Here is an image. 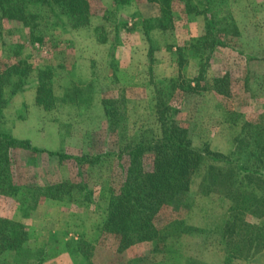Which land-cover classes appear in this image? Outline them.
<instances>
[{"label": "rangeland", "instance_id": "rangeland-1", "mask_svg": "<svg viewBox=\"0 0 264 264\" xmlns=\"http://www.w3.org/2000/svg\"><path fill=\"white\" fill-rule=\"evenodd\" d=\"M90 2L92 15L88 25L70 31L55 28L56 48L51 44H31L22 23L0 18V57L9 54L13 46L12 50L17 49L31 67L29 86L13 96L4 109L6 127L15 138L45 150L15 148L14 161L2 162L0 217L27 224L33 253L56 248L58 254L52 264H72L65 248L69 238L84 241L85 264H132L133 258L141 256L146 264H264V243L251 258L226 260L228 251L221 227L230 201L218 189L202 192L203 180L199 176L186 191L168 199L156 218L160 227L180 217L192 227L191 231L140 243L123 252L115 250L110 236L98 235L95 203L107 202L104 184L113 173L97 154L104 147H116L139 128L156 130L159 120L153 81L177 76L179 72L192 78L197 75V66L188 58L179 71L166 47L169 40L159 37L154 29L153 37L159 42L151 46L140 27L132 28L142 16L158 15L156 4L145 0L119 5L112 0ZM228 2L237 35L213 52L207 72L210 78L223 79L219 89H202L197 95L181 94L172 101L179 106L177 126L186 130L194 145L206 143L212 150L225 154L236 146L253 145L264 133V0ZM175 21L172 42L181 43L185 37L203 33L201 15H180ZM48 62L65 66L55 71V92H60L71 78L79 84L94 82L89 105L75 107L57 102L55 107L44 109L35 103L37 69ZM113 67L118 72L116 78ZM107 106L116 107L120 116L114 134L106 129ZM111 167L115 172V163ZM62 179L73 183L72 201L41 203L28 218L23 217L21 203L8 193L12 180L50 184ZM81 180L87 183V190ZM90 196L81 204V197ZM247 220L264 225V216H249Z\"/></svg>", "mask_w": 264, "mask_h": 264}, {"label": "trees", "instance_id": "trees-1", "mask_svg": "<svg viewBox=\"0 0 264 264\" xmlns=\"http://www.w3.org/2000/svg\"><path fill=\"white\" fill-rule=\"evenodd\" d=\"M128 1L112 0L116 5ZM145 1L157 5L158 15L142 16L132 28L140 27L151 46L159 42L152 33L154 29L158 31L159 37L169 40L165 42L166 47L172 60L176 61L178 70L182 71L192 58L197 66V75L188 78L179 75V72L177 76L154 80L153 99L159 120L158 128H139L116 147H104L97 154L100 162L105 163L113 173L104 184L109 196L107 202L95 203L99 215L98 235L110 236L114 240L115 250L123 252L140 243L154 242L162 237H178L191 231L192 227L180 217L172 218L160 227L156 224V218L168 199L186 191L194 178L199 176L203 180L202 192L218 189L230 201L221 227V236L225 239L228 251L226 260L251 258L257 247L264 243V225L247 220L249 216H264V133L253 145L236 146L228 154L214 151L206 143L196 146L186 130L177 126L179 106L172 104L181 94L197 95L202 89H219L223 79L210 78L207 72L213 52L225 46L228 38L237 35L227 8L229 2ZM91 15L90 0H0V18L22 23L28 30L31 44H51L53 48L58 45L55 28L70 31L84 27L90 23ZM180 15H201L203 33L185 37L181 43L172 42L170 37L174 36L177 27L175 18ZM12 47L9 54L0 57V166L3 161H14L15 148L45 151L31 146L28 140L15 138L5 124L4 109L9 100L24 91L30 83L31 67L26 58H22L18 50H12ZM57 68L63 69L65 66L48 62L37 69L35 103L44 109L55 107L57 102L75 107L89 105L94 94V82L91 80L79 84L71 78L67 80L68 84L60 88V92H55L53 78ZM112 70L116 78V67ZM119 118L116 107H105L108 133L118 131ZM112 163L116 165L115 172ZM81 182L83 189L87 190V183L84 180ZM1 184L0 171V189ZM72 188L73 183L68 179L50 184L12 180L8 193L21 203L23 217L28 218L29 213L41 203L55 205L72 201ZM90 198L81 197V204ZM26 225L22 221L0 217V264L53 263L54 256L58 254L56 248H43L33 253ZM65 248L72 264H85L84 241L69 238ZM26 253L29 254L24 255ZM132 264H146L145 258H133Z\"/></svg>", "mask_w": 264, "mask_h": 264}, {"label": "crops", "instance_id": "crops-1", "mask_svg": "<svg viewBox=\"0 0 264 264\" xmlns=\"http://www.w3.org/2000/svg\"><path fill=\"white\" fill-rule=\"evenodd\" d=\"M257 260H255V262H256Z\"/></svg>", "mask_w": 264, "mask_h": 264}]
</instances>
